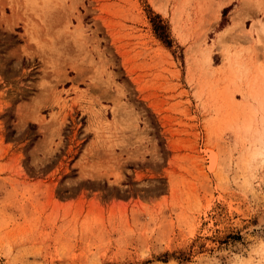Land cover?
Segmentation results:
<instances>
[{
	"label": "rangeland",
	"instance_id": "obj_1",
	"mask_svg": "<svg viewBox=\"0 0 264 264\" xmlns=\"http://www.w3.org/2000/svg\"><path fill=\"white\" fill-rule=\"evenodd\" d=\"M0 264H264V0H0Z\"/></svg>",
	"mask_w": 264,
	"mask_h": 264
},
{
	"label": "trees",
	"instance_id": "obj_2",
	"mask_svg": "<svg viewBox=\"0 0 264 264\" xmlns=\"http://www.w3.org/2000/svg\"><path fill=\"white\" fill-rule=\"evenodd\" d=\"M156 31L159 33L160 36H164V28L162 25H159V23H157Z\"/></svg>",
	"mask_w": 264,
	"mask_h": 264
}]
</instances>
